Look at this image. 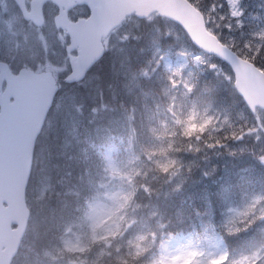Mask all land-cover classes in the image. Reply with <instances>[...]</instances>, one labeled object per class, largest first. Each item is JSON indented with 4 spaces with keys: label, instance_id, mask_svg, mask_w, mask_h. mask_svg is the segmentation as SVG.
I'll use <instances>...</instances> for the list:
<instances>
[{
    "label": "rangeland",
    "instance_id": "1",
    "mask_svg": "<svg viewBox=\"0 0 264 264\" xmlns=\"http://www.w3.org/2000/svg\"><path fill=\"white\" fill-rule=\"evenodd\" d=\"M250 2L255 25L244 11ZM210 10L209 26L224 29V41L238 43V54L264 68V0H221ZM8 24L0 17L6 43ZM51 34L55 58L63 44L53 43ZM106 49L108 79L126 70L124 83L136 94L125 91L127 105L110 110L103 96L100 105L88 101L83 109L72 101L88 82L58 97L50 130L59 127L62 141L78 139L81 120L90 116L106 118L111 128L94 129L96 137L103 133L95 152L97 180L36 264H264V113L252 116L233 96L229 69L195 50L166 20L132 19L106 40ZM128 57L142 58L137 71L129 73ZM108 79H100L101 90ZM217 89L222 97L206 94ZM107 91V98H116ZM46 185L39 182L29 200L44 199ZM192 187L201 205L181 219ZM167 197L179 201L176 218L184 231L172 237L155 206Z\"/></svg>",
    "mask_w": 264,
    "mask_h": 264
},
{
    "label": "water",
    "instance_id": "2",
    "mask_svg": "<svg viewBox=\"0 0 264 264\" xmlns=\"http://www.w3.org/2000/svg\"><path fill=\"white\" fill-rule=\"evenodd\" d=\"M52 1L59 6L66 3L64 0ZM77 1L90 8L88 20L72 25L64 13L56 20L57 27L66 29L73 43L80 46L79 56L71 62L69 81L83 78L87 69L103 54L102 38L127 16L135 13L144 19L156 12L180 25L197 48L229 64L236 77L235 88L249 108L252 111L255 107L264 109V75L222 46L206 30L201 13L187 0ZM48 77L30 72L14 77L6 67L0 66V85L3 80L7 82L5 92L0 95V264H10L26 228L28 211L24 192L33 147L55 93ZM12 225L17 228L12 230Z\"/></svg>",
    "mask_w": 264,
    "mask_h": 264
},
{
    "label": "trees",
    "instance_id": "3",
    "mask_svg": "<svg viewBox=\"0 0 264 264\" xmlns=\"http://www.w3.org/2000/svg\"><path fill=\"white\" fill-rule=\"evenodd\" d=\"M189 1L194 3L193 1L196 0ZM202 1L204 0L197 2L195 5L200 10L206 11V9L203 8ZM217 2H220V0H217ZM251 3L252 2L249 4ZM251 9L252 8L249 7L246 9L249 17L250 14H254ZM105 58L101 60L87 77L89 81L88 87H85V92H75L72 94L74 97L72 101L77 102V104L83 106V108L86 107L85 104L89 103L88 101H93L92 103L95 102V104H98L102 96L104 100L106 99L104 107L107 110H110L114 105L123 107L127 105V99L125 98H131V95H124V92L136 94L135 92L132 93L133 86L131 84L124 83V76L127 74L126 70H122L124 74L117 73L115 77H112L110 73V78L108 79ZM141 61L142 58L135 60L133 57H128L126 65L129 66V73L137 71V65L142 63ZM254 62L257 66L263 68L258 62ZM96 76L99 79L98 82ZM102 78L108 79L106 82L107 85H104V90H101L103 82L101 83L100 79ZM111 89L115 92L116 98H107V90ZM206 94H210L211 98L223 96L221 92H216L214 90H208ZM133 97L138 100V97ZM81 98L85 101L84 103L81 102ZM89 119H91V116ZM88 120L85 118L81 120L82 125L78 139L73 138L72 140L69 139L67 142L62 141L59 127H55L54 130L45 127L40 136L35 148L27 194H30L34 187L41 181L46 182L52 187V194L41 204L40 208L33 211L28 233L21 248L19 260L15 261L14 264H36L38 261L35 260H39L38 258L41 250L47 248L49 244L57 239L61 233L60 231L63 224L69 221L75 214L78 202L90 191V184L96 179V171L98 169V165H96L97 161L95 160L97 157H95L96 147H98L97 140L102 139L103 133H101V131H106L108 127L111 128V126L106 123V118L101 116L92 118V120H94L93 124H90ZM95 128L101 129L97 137L93 133ZM51 131L53 132L51 133ZM197 187L200 188V185H197ZM191 191V195L194 196L191 198L185 197V200L182 202L183 213H181L179 217L181 219L184 215L186 216L187 213L191 217V210L201 205V202L197 201L199 198H202L198 190L193 188ZM186 194L187 192L184 196H186ZM198 196L199 198H197ZM189 203L194 205L189 206ZM156 206L160 208L161 214L163 215L164 224L166 226L165 231L174 235V233L182 229L183 223L177 221L176 218L177 215H180L181 207L179 201L176 200L175 197L162 202L160 201ZM198 209L194 211L196 212ZM185 211L187 212L185 213ZM32 257H34V259Z\"/></svg>",
    "mask_w": 264,
    "mask_h": 264
},
{
    "label": "flooded vegetation",
    "instance_id": "4",
    "mask_svg": "<svg viewBox=\"0 0 264 264\" xmlns=\"http://www.w3.org/2000/svg\"><path fill=\"white\" fill-rule=\"evenodd\" d=\"M24 1L26 4V8L30 9L29 7H30V3L32 2V0H24ZM9 2L15 8L17 12L16 21H17L18 26L15 28L14 31L16 32L18 38H26L27 42H26L25 47L21 51H19L15 56H13L11 52L6 53L1 50V53H3L4 55L0 59L2 61L9 62L8 60L9 58H7V56L11 55V57L21 60L22 63L13 60L17 62V65H18V67H14L10 65V69L13 72H16L17 70L21 68L34 69L38 66V64L46 63L47 61L46 41L44 40L40 44H35L34 42L30 40V37L36 36V37H41L45 39L47 36H50L51 26L48 23L50 22V20L48 19V15L45 12L46 8L50 5L47 4V6L43 9V18H44L43 24L40 27H35L29 22H25L21 19L18 20V17H20V15H19L16 5L13 0H9ZM28 31H31L32 34L29 35ZM40 48H43V51H41Z\"/></svg>",
    "mask_w": 264,
    "mask_h": 264
},
{
    "label": "bare ground",
    "instance_id": "5",
    "mask_svg": "<svg viewBox=\"0 0 264 264\" xmlns=\"http://www.w3.org/2000/svg\"><path fill=\"white\" fill-rule=\"evenodd\" d=\"M9 31L7 30V32H6V35H8L9 33H8ZM184 193V192H183Z\"/></svg>",
    "mask_w": 264,
    "mask_h": 264
},
{
    "label": "clouds",
    "instance_id": "6",
    "mask_svg": "<svg viewBox=\"0 0 264 264\" xmlns=\"http://www.w3.org/2000/svg\"><path fill=\"white\" fill-rule=\"evenodd\" d=\"M243 227V226H242Z\"/></svg>",
    "mask_w": 264,
    "mask_h": 264
}]
</instances>
